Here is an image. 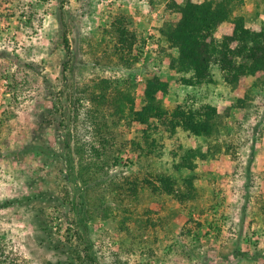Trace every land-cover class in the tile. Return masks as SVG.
<instances>
[{
  "label": "rangeland",
  "instance_id": "rangeland-1",
  "mask_svg": "<svg viewBox=\"0 0 264 264\" xmlns=\"http://www.w3.org/2000/svg\"><path fill=\"white\" fill-rule=\"evenodd\" d=\"M0 264H264V0H0Z\"/></svg>",
  "mask_w": 264,
  "mask_h": 264
},
{
  "label": "trees",
  "instance_id": "trees-1",
  "mask_svg": "<svg viewBox=\"0 0 264 264\" xmlns=\"http://www.w3.org/2000/svg\"><path fill=\"white\" fill-rule=\"evenodd\" d=\"M63 47L65 48V50L68 51V49H69V46H68V40H67V37H66L65 35H63ZM201 52H202L204 55H205V54H208V51H207V50H202ZM217 52H218L217 50L212 49V51L209 53V55H212V54H213V55H216ZM246 52L248 53V57L251 58V59H253V60H255V61H256V60L258 59V57H259V55H257V53L259 52V50H258L257 47L252 46V47H250V48H246ZM218 53H219L221 56L223 55V54H221L220 52H218ZM232 54H233V53H232ZM189 59H190V58H188L187 61H189ZM193 63H195L194 60L191 61V64L189 63V66L187 67V69L192 67L197 73H199L202 69H207V66H206V67H204V66H202V67H196ZM219 63L222 64V60H221V59L219 60ZM223 67H230V65L223 66ZM223 70L228 71L227 68H223Z\"/></svg>",
  "mask_w": 264,
  "mask_h": 264
}]
</instances>
